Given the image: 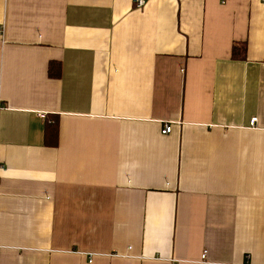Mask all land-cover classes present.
I'll use <instances>...</instances> for the list:
<instances>
[{
  "label": "crops",
  "instance_id": "1",
  "mask_svg": "<svg viewBox=\"0 0 264 264\" xmlns=\"http://www.w3.org/2000/svg\"><path fill=\"white\" fill-rule=\"evenodd\" d=\"M0 28V264H264V0H0Z\"/></svg>",
  "mask_w": 264,
  "mask_h": 264
},
{
  "label": "trees",
  "instance_id": "2",
  "mask_svg": "<svg viewBox=\"0 0 264 264\" xmlns=\"http://www.w3.org/2000/svg\"><path fill=\"white\" fill-rule=\"evenodd\" d=\"M232 55L235 59H245L246 45H235ZM49 75L52 78H59L61 76V65L58 63H51L49 66ZM45 140L50 146L56 145L58 142V121L53 116H47L46 118Z\"/></svg>",
  "mask_w": 264,
  "mask_h": 264
},
{
  "label": "built area",
  "instance_id": "3",
  "mask_svg": "<svg viewBox=\"0 0 264 264\" xmlns=\"http://www.w3.org/2000/svg\"><path fill=\"white\" fill-rule=\"evenodd\" d=\"M135 3V7L137 9H141L145 6L146 4V0H134ZM1 32L3 33V29L0 28ZM257 122V118H253L251 121V124L254 125ZM172 131V125L171 124H167L165 125L164 129L162 130L163 134H170ZM206 257V254H203V258Z\"/></svg>",
  "mask_w": 264,
  "mask_h": 264
}]
</instances>
